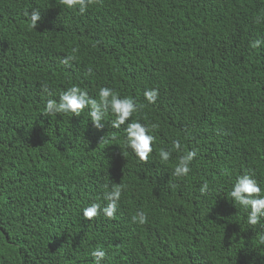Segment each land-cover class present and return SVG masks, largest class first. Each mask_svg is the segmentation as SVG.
<instances>
[{"label": "trees", "instance_id": "1", "mask_svg": "<svg viewBox=\"0 0 264 264\" xmlns=\"http://www.w3.org/2000/svg\"><path fill=\"white\" fill-rule=\"evenodd\" d=\"M36 10L32 30L25 13ZM255 40L264 41V0H101L84 15L60 0H0V264H93L97 249L101 264H264V218L251 227L250 209L230 196L248 174L264 198V44L253 50ZM72 86L145 105L126 123L158 124L147 164L111 114L103 130L88 108L44 115ZM176 141L182 151L162 163L159 151ZM188 151L191 170L176 179ZM120 183L116 218L85 221L83 209L106 207ZM137 212L145 225L132 222Z\"/></svg>", "mask_w": 264, "mask_h": 264}, {"label": "clouds", "instance_id": "2", "mask_svg": "<svg viewBox=\"0 0 264 264\" xmlns=\"http://www.w3.org/2000/svg\"><path fill=\"white\" fill-rule=\"evenodd\" d=\"M101 3V0H60V4L68 10L78 9L81 15H84L90 6ZM25 16L28 17V26L30 29L35 30L37 23L40 20V12L38 10L32 11L31 16L26 12ZM255 23L262 22V18L257 16ZM264 41L255 40L249 47L253 50L259 49ZM78 49L73 50V55L61 59L60 63L64 67H70L71 62L75 60V53ZM87 75H92V70L89 68ZM42 91L48 93L47 86L42 87ZM159 93L157 90H149L144 93V98L148 104H155L158 100ZM145 105H137L136 101L131 98H120L119 94L109 88H101L98 92V99L91 98L86 90H82L77 86L70 87L59 97V102L48 100L45 106L44 115L46 117L57 116L59 114L70 115L71 117L79 118L81 113L86 109H90L89 116L92 125L97 130H103L105 116L111 114L114 120L111 123V128L119 130L122 126L127 124L125 129L126 145L131 152L138 158V161L143 164L148 163V158L152 153V145L155 139L148 133L158 129V124L151 125L147 128L138 122L126 123L132 119L134 113L142 111ZM115 138V137H113ZM104 139V138H103ZM102 139V140H103ZM172 151L181 152L182 145L176 141L172 145V150L161 149L158 153L160 161L167 163L171 159ZM197 153L195 151H188L182 155L173 170V177L176 179L186 178L190 172V164L195 159ZM208 184L204 183L200 188V194L206 195L208 192ZM123 185L113 184L111 191L104 195L107 201L106 207L101 209L99 204H92L91 206L83 209V219L91 222L98 215L103 213V216L108 220H114L117 211L118 202L121 199ZM230 196L236 205H239L245 210L250 209V214L247 217V223L251 227H255L264 218V198L261 197V189L257 185L256 180L251 178L250 175L244 174L237 178ZM132 222L141 226L147 223V217L143 212H137L132 217ZM257 239L261 245H264V232L257 235ZM105 252L102 250H94L91 253L93 257V264H101L105 259Z\"/></svg>", "mask_w": 264, "mask_h": 264}]
</instances>
